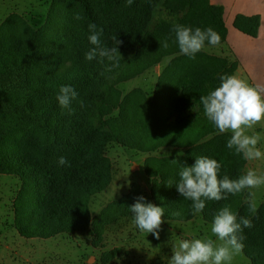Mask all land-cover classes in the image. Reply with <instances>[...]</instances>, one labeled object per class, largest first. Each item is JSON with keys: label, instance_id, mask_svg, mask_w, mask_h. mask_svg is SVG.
Segmentation results:
<instances>
[{"label": "trees", "instance_id": "trees-1", "mask_svg": "<svg viewBox=\"0 0 264 264\" xmlns=\"http://www.w3.org/2000/svg\"><path fill=\"white\" fill-rule=\"evenodd\" d=\"M158 4L169 18L149 28ZM91 23L103 29L105 46H115L113 35L121 41L116 46L125 55L118 67L106 58H85L93 47L88 39ZM174 24L211 27L220 42L226 37L222 5L212 0H133L131 6L127 0H50L38 27L17 12L0 22V173L19 179L12 208L23 236L86 232L97 239L108 224L131 213L129 207L140 195L163 207L162 218L187 220L196 213L192 201L176 187L181 165L190 166L203 155L221 163L218 178L225 172L230 179L245 173L246 160L226 147L231 133H220L200 103L201 95L214 90L222 75L234 74L237 66L203 50L195 59L182 54L171 31ZM259 24L258 14L237 15L233 22L237 30L254 37ZM165 39L166 49L160 46ZM166 56L172 57L151 95L139 87L127 93L118 88ZM61 85H71L78 93L67 108L56 99ZM113 144L141 152L163 146L185 151L147 156L144 170L151 180L150 195L133 182L125 195L91 218L89 200L112 177L107 152ZM61 156L70 166L58 163ZM248 192L206 200L200 213L212 222L219 209L229 206L237 222L241 217L251 220L252 227L243 228L242 252L252 264H264V202L253 213ZM115 253L108 250L100 259L109 262Z\"/></svg>", "mask_w": 264, "mask_h": 264}, {"label": "rangeland", "instance_id": "rangeland-1", "mask_svg": "<svg viewBox=\"0 0 264 264\" xmlns=\"http://www.w3.org/2000/svg\"><path fill=\"white\" fill-rule=\"evenodd\" d=\"M222 5L223 22L226 37L218 45H204L209 51L220 57H227L236 64L234 74L258 88L264 97V0H212ZM50 0H0V22L11 12H17L34 27L43 24ZM259 15L260 24L257 36L246 35L237 30L234 19L237 15ZM168 13L158 4L152 13L149 28ZM174 18V17H172ZM219 51V52H217ZM121 56L125 55L120 53ZM172 57V56H170ZM160 61L163 69L167 58ZM164 61V62H163ZM238 68V69H237ZM157 80L154 67L122 81L118 88L127 93L134 87L142 88L149 95L153 93ZM260 133L262 139L257 147L264 152V119L249 130ZM185 148L159 147L151 152L113 144L108 148L107 156L111 161L112 177L109 184L91 197L88 203L89 214L93 218L109 202L125 195L131 183L138 182L146 194L150 195L151 180L144 170L147 156H168L170 153L182 155ZM252 161V168L258 174H264V158ZM249 161V162H250ZM245 172L246 169L244 168ZM19 179L14 174L0 173V264H169L173 255L172 244L180 239L210 237L219 243L211 233L212 222L196 213L187 220L164 219L159 231V239L153 233L138 229L133 222L132 213L120 217L108 224L101 236L86 232L58 233L42 237H25L14 224L12 201L18 189ZM256 193L257 207L264 202V186L248 189ZM97 240V244H92ZM108 250H116L109 262H102L100 257ZM232 264H252L243 252L234 256Z\"/></svg>", "mask_w": 264, "mask_h": 264}, {"label": "clouds", "instance_id": "clouds-1", "mask_svg": "<svg viewBox=\"0 0 264 264\" xmlns=\"http://www.w3.org/2000/svg\"><path fill=\"white\" fill-rule=\"evenodd\" d=\"M132 3L133 0H127V6H131ZM75 19L81 17L76 15ZM88 28L90 32L88 39L93 47L85 53V58L89 61L97 57L101 60L106 58L113 62V67H118L122 56L116 45L121 41L113 35L115 46L107 47L101 40L103 29H98L95 23L89 24ZM171 31L174 33V42L178 44L180 52L191 59H195L196 53L203 49L205 41L215 46L221 39L211 27L202 30L199 27L193 29L183 24H174ZM160 46L168 48V39L160 42ZM77 95V91L71 85H61L56 99L61 107L67 108ZM200 103L204 115L220 133H231L226 143L229 150H234L246 161L264 158V152L257 147L262 139L260 133L249 134V130L264 119V97L257 87L237 74H225L220 77V84L214 90H210L207 95H201ZM176 162L173 159V163ZM58 163L69 165V161L63 156L59 158ZM220 169V162L203 155L196 157L195 163L190 166L181 165L180 180L176 183V187L185 199L192 201L194 214L203 211L206 200L220 201L227 199L228 194L235 195L245 189L264 186V174H258L252 168H248L237 179H230L226 172L222 179L218 178ZM168 185L171 186V181ZM246 200L250 211L256 212V193L249 191ZM129 209L138 229L153 233L159 239L158 229L164 216L163 207L146 201V198L140 195ZM251 227V220L241 217L240 222H237V215L229 206H224L215 214L211 224V233L218 238L219 243L207 236L194 237L191 240L180 239L172 244L173 255L169 264H232L234 256L240 254L244 247L243 228Z\"/></svg>", "mask_w": 264, "mask_h": 264}, {"label": "crops", "instance_id": "crops-1", "mask_svg": "<svg viewBox=\"0 0 264 264\" xmlns=\"http://www.w3.org/2000/svg\"><path fill=\"white\" fill-rule=\"evenodd\" d=\"M215 46H216V45H215ZM202 50L205 51V52H207V53H209V54L216 55V54H214V51H209V50L206 49V47H205V48L203 47ZM217 52H219V51H217ZM217 54H220V55H216V56H221V53H217ZM163 58H165V57H163ZM166 58H167L166 61L168 62V61L170 60L171 57H170V56H166ZM161 61H162V60H161ZM163 62H164V61H163ZM167 62H166V63H167ZM166 63H165V65H166ZM160 65H161V64H160V61H159L155 66H153V67L155 68V70L157 71V78H158V75L160 74V73H159V70H160L159 67H160ZM237 69H238V68H237ZM144 71H145V70H144ZM144 71H143V72H144ZM168 147H172V148H174V146H168ZM176 147H177V146H176ZM170 154H171V155H175L176 153H170ZM248 165H249L250 167H252V161H250V162H249V161H246V164H245V169H246V170L248 169V168H247Z\"/></svg>", "mask_w": 264, "mask_h": 264}]
</instances>
